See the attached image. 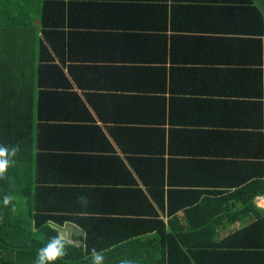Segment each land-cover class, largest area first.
<instances>
[{
    "label": "trees",
    "instance_id": "trees-1",
    "mask_svg": "<svg viewBox=\"0 0 264 264\" xmlns=\"http://www.w3.org/2000/svg\"><path fill=\"white\" fill-rule=\"evenodd\" d=\"M35 2L42 8L39 44L22 22ZM169 5L174 15L168 14ZM1 19L10 20L18 34L12 44L16 66L10 55H3L9 46L0 51V144L10 161L0 176V264H40L45 248L54 259L44 264H94L93 250L102 257L101 264H219L220 256L228 264L239 257L264 264V218L244 230L260 228L257 252L250 253L244 243L231 247L236 250L231 254L225 252L227 239L212 241L215 224L208 227L211 241L203 238L204 225L195 226V243L187 251L186 236L174 234L157 209L163 208L168 193L169 217L203 211L197 199L173 207V191H167L170 164L178 163L172 158L190 138L179 129L185 125L186 96H175L174 70L167 67L168 26L200 34L186 36L198 42L222 40L202 34L224 32L231 38L227 42L243 50L250 67H258L250 83L261 88L264 6L255 0H0ZM4 33L0 27V35ZM75 86L94 92L87 99L95 103L92 108L102 124L114 127L117 150L106 138L92 149L71 144V138L95 130L106 136L99 127L70 124L83 114L94 120L72 91ZM160 148L168 163L150 161ZM90 150L95 156L88 157ZM82 159H99L103 168L110 159L114 163L99 181L63 176L66 168L78 164L94 166ZM200 179L190 180L199 184ZM257 187L248 203L264 192V182ZM10 195L26 201L24 211L5 205ZM79 230L83 235L75 237Z\"/></svg>",
    "mask_w": 264,
    "mask_h": 264
},
{
    "label": "crops",
    "instance_id": "crops-1",
    "mask_svg": "<svg viewBox=\"0 0 264 264\" xmlns=\"http://www.w3.org/2000/svg\"><path fill=\"white\" fill-rule=\"evenodd\" d=\"M168 14H175L171 11L170 5ZM9 21L0 20V27L5 29V33L0 35V51L2 46H9L3 55H10L9 59L11 61L14 59L11 65L16 66L17 57H12L16 55L12 44L17 41L18 31H13L16 27ZM207 33L202 36L217 37L222 40L198 42L186 36L200 34H193L191 31L181 32L180 29H176V25L168 26L165 32L168 36L167 40L171 42L169 43L167 67L169 70H174L171 75L175 79L173 81L175 90L178 91L174 94L175 96H186V103L183 106L186 116L185 125L179 129L185 130L190 137L184 141L181 154L172 158L178 163L170 164L168 172L172 183L170 188L167 186V191L169 189L173 191L170 195V203L173 207L183 202L189 205L192 202L191 199H197V207L201 206L203 211L190 216L180 212L178 215L169 217L168 193H166L163 208L157 207V209L161 219L171 224L174 234L186 236L185 242L188 244L184 247L187 251L195 243V226L204 225L202 226L205 230L203 238L211 241L208 227L215 224L212 241L221 243L227 239L228 245L225 252L231 254L236 251L235 248L242 247L244 243L250 253H253V251H258L255 238L259 235L260 228H254L252 231L244 230L264 218V204L258 205L256 202V198L264 195V192L256 195L254 200L248 203L250 195L258 190L259 182H264V58L261 60L260 70L262 72L261 76L259 75L260 80L262 79V87L259 88L250 83L255 78V71L258 67H250L249 61L243 56V50L236 46L235 42H227L226 39L230 37L224 32ZM34 43L37 44L36 41ZM11 70L13 72L12 68ZM171 75L169 80H171ZM72 91L81 98L91 119L94 118V120L88 121V116L83 114L79 122L70 124L88 129L99 127L101 133L104 132L106 136L102 137L95 130L89 136L71 138V144L78 145V147L87 145L89 149H92L106 138L107 142L115 147L114 127L109 126L108 122L107 126L102 124L92 108L95 103L87 99L86 94L90 95L94 92L82 90L77 86ZM70 106L71 104L67 103V110ZM69 111L72 116L77 117L75 109H69ZM2 147L0 144V148ZM165 154L166 151L163 154L160 148L155 156L150 157V161L164 159L168 163L169 157H164ZM74 155L82 156V152H75ZM89 156H95V153L90 150ZM81 161L93 163L94 166L78 164L73 170L66 168L63 176L75 177L78 182H84L83 180L87 179L99 181L114 163L110 159L106 161L107 166L103 168L99 159L95 161L82 159ZM159 167L162 177L163 169L162 166ZM34 172L35 170L32 173ZM131 175L141 182L132 171ZM123 177L125 178L126 174ZM192 177H201L199 184H192L190 180ZM95 184L99 183H86V185ZM139 188L147 193V188L142 183ZM195 192L199 194L195 195ZM100 193L99 191L97 197L102 207L105 200ZM7 199L8 203L6 202L5 205L12 211L26 208L27 203L22 198L13 200L10 195ZM110 201H112L111 205H114V200ZM259 209L262 212H259ZM78 232L79 234H75V237L83 235L80 230ZM66 234L69 235L68 232ZM229 257L231 258V255ZM244 260L246 259L239 257L233 264H253ZM218 263L228 264L224 256L219 257Z\"/></svg>",
    "mask_w": 264,
    "mask_h": 264
},
{
    "label": "rangeland",
    "instance_id": "rangeland-1",
    "mask_svg": "<svg viewBox=\"0 0 264 264\" xmlns=\"http://www.w3.org/2000/svg\"><path fill=\"white\" fill-rule=\"evenodd\" d=\"M43 0H41L42 2ZM256 4L259 6H264V0H255ZM41 3L35 2V6L32 7L30 12L27 14V19H23L22 22L27 23L28 27L27 32L32 36V41H36L37 44L40 43L41 39ZM1 203V202H0ZM2 204V203H1ZM25 208H21L20 210H23ZM24 211V210H23Z\"/></svg>",
    "mask_w": 264,
    "mask_h": 264
},
{
    "label": "clouds",
    "instance_id": "clouds-1",
    "mask_svg": "<svg viewBox=\"0 0 264 264\" xmlns=\"http://www.w3.org/2000/svg\"><path fill=\"white\" fill-rule=\"evenodd\" d=\"M16 150H13L11 155H15ZM7 150L0 148V176H3L9 165V160L7 159ZM60 253H57L59 255ZM94 264H101L102 257L93 250ZM46 259H54V257L48 256V249H42L40 255V264H44ZM122 264H127V262H122Z\"/></svg>",
    "mask_w": 264,
    "mask_h": 264
},
{
    "label": "built area",
    "instance_id": "built-area-1",
    "mask_svg": "<svg viewBox=\"0 0 264 264\" xmlns=\"http://www.w3.org/2000/svg\"><path fill=\"white\" fill-rule=\"evenodd\" d=\"M256 202H257L258 205H262V204H264V195H262V196H258V197L256 198Z\"/></svg>",
    "mask_w": 264,
    "mask_h": 264
}]
</instances>
